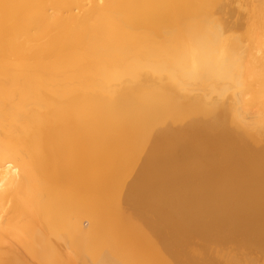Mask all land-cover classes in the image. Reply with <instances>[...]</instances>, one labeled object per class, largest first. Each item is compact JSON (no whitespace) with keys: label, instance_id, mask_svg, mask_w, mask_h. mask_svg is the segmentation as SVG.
<instances>
[{"label":"bare ground","instance_id":"1","mask_svg":"<svg viewBox=\"0 0 264 264\" xmlns=\"http://www.w3.org/2000/svg\"><path fill=\"white\" fill-rule=\"evenodd\" d=\"M0 264H264V0H0Z\"/></svg>","mask_w":264,"mask_h":264}]
</instances>
